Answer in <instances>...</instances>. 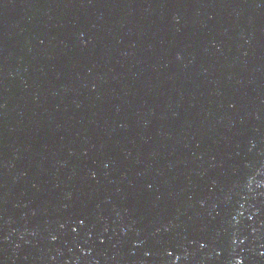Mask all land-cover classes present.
Listing matches in <instances>:
<instances>
[{
    "label": "water",
    "instance_id": "95a60500",
    "mask_svg": "<svg viewBox=\"0 0 264 264\" xmlns=\"http://www.w3.org/2000/svg\"><path fill=\"white\" fill-rule=\"evenodd\" d=\"M0 264H264V0H0Z\"/></svg>",
    "mask_w": 264,
    "mask_h": 264
}]
</instances>
